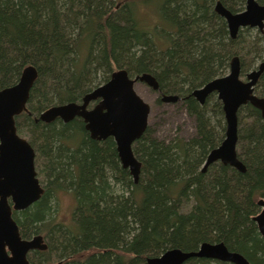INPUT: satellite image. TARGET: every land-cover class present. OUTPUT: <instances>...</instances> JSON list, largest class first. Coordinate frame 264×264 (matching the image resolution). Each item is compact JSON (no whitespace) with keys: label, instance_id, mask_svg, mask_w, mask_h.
I'll list each match as a JSON object with an SVG mask.
<instances>
[{"label":"trees","instance_id":"1","mask_svg":"<svg viewBox=\"0 0 264 264\" xmlns=\"http://www.w3.org/2000/svg\"><path fill=\"white\" fill-rule=\"evenodd\" d=\"M217 1L0 0V89L16 83L25 66L38 69L31 114L18 115L17 126L36 148L45 191L13 211L24 237L43 234L47 241L46 250L29 253L32 264H48L54 256L61 264H148V257L172 248L197 250L204 241L224 242L250 264H264V239L254 220L264 197L261 111L247 104L238 112V154L246 171L219 162L202 171L224 137L222 103L214 96L201 106L186 97L226 74L234 55L241 56L243 75L264 60V32L243 28L230 38L214 10ZM220 1L232 11L245 5ZM151 4L161 19L153 28L146 11ZM116 68L154 73L163 91L186 97L196 120L188 139L166 141L147 129L134 145L142 161L138 182L122 166L114 139L91 138L81 118L35 121L51 105L81 100ZM255 92L264 97V73ZM64 192L74 199L68 219L58 214ZM182 264L233 263L191 257Z\"/></svg>","mask_w":264,"mask_h":264},{"label":"water","instance_id":"2","mask_svg":"<svg viewBox=\"0 0 264 264\" xmlns=\"http://www.w3.org/2000/svg\"><path fill=\"white\" fill-rule=\"evenodd\" d=\"M215 12L224 18L228 31L235 38L243 27H256L264 31V4L257 0H246L242 11L234 12L222 1H217ZM264 72V62L258 68L241 78L242 66L239 56L230 60L229 72L216 77L203 87L194 90V96L203 103L208 94L215 92L222 103L225 118V137L220 145L212 149L207 158L208 164L221 161L240 172L246 166L239 158V109L252 104L261 111L264 119V97L255 92V85ZM38 76L35 65L25 66L19 80L10 87L0 89V264H32L29 252L46 250L47 241L43 234L23 237L19 224L13 217V210L20 211L40 199L44 188L37 176L35 166L36 151L26 138L17 132L15 115L26 108L30 91ZM137 80L146 81L154 88L156 79L147 73L131 78L126 68L115 70L103 85L86 94L82 103L69 102L55 105L44 111L40 118L51 122L57 117L69 121L82 117L93 138L99 140L112 136L117 146L118 156L124 168L128 169L138 182L142 162L133 151V144L141 138L148 125L150 106L136 92ZM102 98L93 109L88 110L91 100ZM177 96H165L166 101H175ZM258 204L260 213L254 216L259 232L264 239V199ZM191 257H205L230 262L250 264L240 252L230 250L224 242L204 241L197 250L185 251L172 248L159 256L148 257V264H182ZM48 264H61V261Z\"/></svg>","mask_w":264,"mask_h":264},{"label":"rangeland","instance_id":"3","mask_svg":"<svg viewBox=\"0 0 264 264\" xmlns=\"http://www.w3.org/2000/svg\"><path fill=\"white\" fill-rule=\"evenodd\" d=\"M147 7L146 11L149 12V26L153 28L156 24L161 25V19L158 14L154 13L155 6ZM162 48L168 47V42L166 40H160ZM257 64H254L252 68H255ZM251 68V69H252ZM117 69V68H116ZM249 69L248 72L251 70ZM101 76V75H100ZM99 76V77H100ZM243 79H246V75H242ZM99 82V81H98ZM97 82V83H98ZM102 82H99V84ZM135 89L139 95L152 106L151 114L149 117V127L155 137L163 139L166 141L172 140L174 137L190 138L192 137L196 130V123L192 116L187 114L185 108L181 103H165L158 101V92L150 88L147 84L143 82H137L135 84ZM222 123V121H221ZM223 131H221V135ZM24 137H27L23 134ZM41 162L38 158L36 159V164ZM74 210V199L67 192L61 193L58 200V214L63 219H68L72 216ZM57 258L52 257L49 262H57Z\"/></svg>","mask_w":264,"mask_h":264},{"label":"flooded vegetation","instance_id":"4","mask_svg":"<svg viewBox=\"0 0 264 264\" xmlns=\"http://www.w3.org/2000/svg\"><path fill=\"white\" fill-rule=\"evenodd\" d=\"M258 1V0H257ZM259 2V1H258ZM259 3H261V2H259ZM245 4H246V0H245ZM261 4H263V3H261ZM225 5V4H224ZM215 6V5H214ZM227 7V6H226ZM244 8H245V5H244ZM243 8V9H244ZM242 9V10H243ZM231 10V9H230ZM242 10H240V11H242ZM234 12H237V11H234ZM226 22V21H225ZM226 25H227V23H226ZM243 28H252V27H243ZM243 28H241V29H243ZM240 29V30H241ZM253 29H256V30H258V31H260L261 33L262 32H264V31H261L259 28H254L253 27ZM227 30H228V27H227ZM240 30H239V32H240ZM239 32H238V34H237V36L235 37V38H232L231 36H230V33H229V31H228V33H229V36H230V38H232V39H236L237 37H238V35H239ZM234 56H236V55H234ZM237 56H239V55H237ZM240 57V61H241V66H242V59H241V56H239ZM231 60V59H230ZM262 62H264V60H261V61H259L258 62V65L255 67L256 69L258 68V66L262 63ZM25 68V67H24ZM23 68V69H24ZM37 68V67H36ZM229 68H230V61H229ZM229 68H228V71H227V73L229 72ZM255 68H252L251 70H253V69H255ZM115 70H117V69H115ZM114 70V71H115ZM242 70H243V68H242ZM250 70V71H251ZM23 71V70H22ZM37 71H38V69H37ZM113 71V72H114ZM249 71V72H250ZM112 72V73H113ZM22 73V72H21ZM143 73H147V74H151L155 79H156V81H157V83H158V87L157 88H154L152 85H150L149 83H147L146 81H141V80H137L136 82H135V84L137 83V82H143V83H145V84H147L150 88H152L153 90H155V91H157L158 92V96H159V98H158V101L159 102H165V103H176V104H178V103H181V105H183V107L185 108V110H186V112H187V114H189L188 113V111H187V109H186V106H185V103H184V101L186 100V97H188V96H193L195 99H196V101L199 103V105H201V106H203V105H205V104H207L211 99H214V96H217V94L215 93V92H212V93H210V94H208V96L206 97V99H205V101L203 102V103H201L195 96H194V94H193V92H194V90L195 89H197V88H201V87H203L206 83H208L209 81H211L212 79H214V78H216V77H214V78H212V79H208V80H206L205 82H203L201 85H199V86H197V87H194V88H192L191 89V91H190V94H188V95H186V97L184 96H182L179 92H165V91H163L162 90V88H161V84H160V82H159V79H158V77L154 74V73H151V72H142V73H136V74H130L131 75V78H135V77H137L138 75H142ZM226 73V74H227ZM248 73V71L246 72V74ZM264 73V72H263ZM262 73V74H263ZM226 74H224V75H222V76H225ZM246 74H244V75H246ZM112 75V74H111ZM242 75H243V73L241 74V78H242ZM20 76H21V74H20ZM262 76V75H261ZM217 77H221V76H217ZM20 78V77H19ZM110 78H111V76H110ZM109 78V79H110ZM108 79V80H109ZM243 79V78H242ZM19 80V79H18ZM17 80V81H18ZM107 80V81H108ZM107 81H105V82H102V83H97L96 84V86H94L91 90H89V91H87V92H85L84 94H83V96H82V98H81V100H77V101H68V102H64V103H60V104H55V105H62V104H65V103H69V102H77V103H82L83 102V98H84V96L86 95V94H88V93H90V92H92L94 89H96L97 87H99V86H101V85H103V84H105ZM258 83V82H257ZM15 84V83H14ZM13 84V85H14ZM34 84H35V82H34ZM135 84H134V88H135ZM13 85H10V86H13ZM10 86H6V87H4V88H7V87H10ZM34 86V85H33ZM256 86V85H255ZM33 88V87H32ZM3 89V88H2ZM32 90V89H31ZM136 90V89H135ZM137 92V91H136ZM30 94H31V91H30ZM30 94H29V98H30ZM139 94V93H138ZM141 96V95H140ZM165 96H177V99L175 100V101H166L165 100ZM142 98V97H141ZM218 98V97H217ZM143 99V98H142ZM145 102H147L145 99H143ZM102 101V98H96V99H94V100H91L89 103H88V105H87V109L88 110H91V109H93L96 105H98L100 102ZM28 102H29V99H28V101H27V103H26V108L22 111V112H20V113H18V114H16L15 115V123H16V128H17V132H18V134L20 135V136H22V137H24L23 136V134H21L20 132H19V130H18V126H17V116L18 115H20V114H22L23 112H27V113H29V114H31V112H30V110L28 109ZM148 104H149V106H150V112H149V116H148V125H147V128H146V130H145V132L147 131V129L148 128H150L149 127V117H150V114H151V110H152V106H151V104L149 103V102H147ZM55 105H51V106H49V107H47L46 109H44L43 111H41L40 113H39V116H37L36 118H35V121H38V120H41L42 122H45V123H49V122H47V121H44V120H42L41 118H40V116H41V114L44 112V111H46L48 108H50V107H52V106H55ZM247 105V104H246ZM244 106V105H243ZM223 109V108H222ZM239 112V111H238ZM224 113V112H223ZM190 115V114H189ZM224 117V116H223ZM238 117H239V115H238ZM75 118H81L82 120H83V122H84V127H85V129L89 132V135H90V137L91 138H93L92 136H91V133H90V131L86 128V122H85V120L82 118V117H80V116H76V117H74L73 119H75ZM263 118V117H262ZM57 119H60V120H62L63 122H68V121H64L62 118H60V117H57L56 119H54L53 121H55V120H57ZM73 119H71V120H73ZM71 120H69V121H71ZM195 120V119H194ZM264 120V119H263ZM53 121H51V122H53ZM195 123H196V120H195ZM223 124L225 125V118H224V121H223ZM222 124V125H223ZM151 129V128H150ZM195 130H196V128H195ZM145 132L143 133V135L145 134ZM151 132H152V130H151ZM142 135V136H143ZM141 136V137H142ZM110 137H112V136H110ZM224 137H225V132H224ZM224 137H223V139H224ZM24 138H26L27 140H29L27 137H24ZM109 138V137H108ZM113 138V137H112ZM94 139H97V138H94ZM107 139V138H106ZM114 139V138H113ZM223 139H222V141H223ZM97 140H99V139H97ZM102 140H105V139H102ZM139 140V139H138ZM137 140V141H138ZM99 141H101V140H99ZM115 141V140H114ZM136 141V142H137ZM221 141V142H222ZM239 141V140H238ZM30 142V141H29ZM136 142H134V144H133V151H134V145H135V143ZM221 142H220V144H221ZM31 143V142H30ZM32 144V143H31ZM219 144V145H220ZM33 146V145H32ZM218 146V145H217ZM216 146V147H217ZM34 147V146H33ZM216 147H214V148H216ZM35 148V147H34ZM116 148H117V146H116ZM214 148H212V149H214ZM212 149L208 152V154H207V156H206V159H205V162L203 163V165H202V167H201V170L202 171H206L207 170V168L208 167H210L212 164H214V163H216V162H219V163H221V164H223L221 161H214V162H212V163H210V164H208V166L206 167V169L204 170V167H205V165H206V163H207V158H208V155H209V153L212 151ZM35 151H36V148H35ZM134 153H135V151H134ZM136 155V154H135ZM136 157H137V155H136ZM138 158V157H137ZM36 159H37V151H36V158H35V166H36V170H37V176H38V178H39V180H40V183H41V185L43 186V188H44V191H45V187H44V183L42 182V180H41V178L39 177V175H38V168H37V164H36ZM120 159V158H119ZM139 159V158H138ZM140 160V159H139ZM242 160V159H241ZM141 161V160H140ZM243 161V160H242ZM121 162V161H120ZM142 162V161H141ZM243 163H244V161H243ZM245 164V163H244ZM223 165H225V164H223ZM227 166H230V165H227ZM245 166H246V164H245ZM232 167V166H231ZM236 169V168H235ZM246 169H247V167H246ZM43 195V194H42ZM260 199H264V197H259L258 198V200H257V204H258V201L260 200ZM258 206H259V208H260V210H259V212L258 213H260V211L262 210V207L258 204ZM14 211V210H13ZM16 211V210H15ZM21 211V210H20ZM256 216V215H255ZM256 222V221H255ZM18 223V222H17ZM19 228H20V226H19ZM20 232H21V230H20ZM22 234V233H21ZM35 235V234H34ZM23 236V235H22ZM24 237V236H23ZM31 237V236H30ZM33 251H41V250H33ZM32 252V251H31ZM31 252H29V253H31ZM29 256V255H28Z\"/></svg>","mask_w":264,"mask_h":264}]
</instances>
